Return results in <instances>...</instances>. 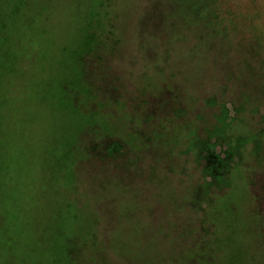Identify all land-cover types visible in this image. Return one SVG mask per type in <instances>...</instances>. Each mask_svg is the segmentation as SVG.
Segmentation results:
<instances>
[{
  "label": "rangeland",
  "instance_id": "rangeland-1",
  "mask_svg": "<svg viewBox=\"0 0 264 264\" xmlns=\"http://www.w3.org/2000/svg\"><path fill=\"white\" fill-rule=\"evenodd\" d=\"M0 264H264V0H0Z\"/></svg>",
  "mask_w": 264,
  "mask_h": 264
},
{
  "label": "flooded vegetation",
  "instance_id": "flooded-vegetation-1",
  "mask_svg": "<svg viewBox=\"0 0 264 264\" xmlns=\"http://www.w3.org/2000/svg\"><path fill=\"white\" fill-rule=\"evenodd\" d=\"M209 133H210V138L211 137L214 138V136L216 137V134H222V138L224 139V140H222L219 137H218V139L216 138L217 141H215L213 143V145H211L212 141L210 139L207 141V144H209L211 146H214V148L219 146V145H222V146H224L226 148L225 150H223L224 152L220 151L219 154H215L214 150L213 151L212 150L209 151L210 154L208 156H209V160L211 161L213 167H215V164L218 163L219 168L215 167V169H220L226 162L231 161V151H230L231 150L230 149L231 145L229 147L228 144H227V142H229V143L231 142V139H230V137H227V135H226L227 134V126L225 125L221 129H214V130H212V132L210 131ZM220 153H222L223 155H221ZM217 155L219 156V159L215 158V156H217Z\"/></svg>",
  "mask_w": 264,
  "mask_h": 264
},
{
  "label": "trees",
  "instance_id": "trees-1",
  "mask_svg": "<svg viewBox=\"0 0 264 264\" xmlns=\"http://www.w3.org/2000/svg\"><path fill=\"white\" fill-rule=\"evenodd\" d=\"M216 137H219V138H221L222 140H224L223 138H222V134H216ZM244 141H246V142H249V140L248 139H246V140H244ZM235 143H239V140L237 139V140H231V142L229 143V142H227V144H228V146L230 147V145H231V148L230 149H232V148H234L235 147ZM234 145V146H233ZM211 148L213 149L214 148V146H211ZM214 150V149H213ZM231 151V150H230ZM210 153V152H209ZM215 158L216 159H219V156L217 155V156H215ZM230 161H228V162H226L223 166L225 167V169L227 168V167H229V165H230ZM222 166V167H223ZM215 167L216 168H219V165H218V163H216L215 164Z\"/></svg>",
  "mask_w": 264,
  "mask_h": 264
}]
</instances>
